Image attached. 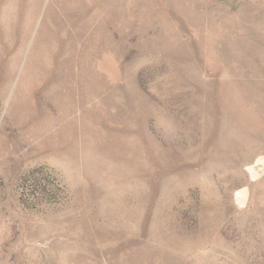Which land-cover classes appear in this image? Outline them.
I'll return each mask as SVG.
<instances>
[{
    "label": "rangeland",
    "instance_id": "1",
    "mask_svg": "<svg viewBox=\"0 0 264 264\" xmlns=\"http://www.w3.org/2000/svg\"><path fill=\"white\" fill-rule=\"evenodd\" d=\"M0 264H264V0H0Z\"/></svg>",
    "mask_w": 264,
    "mask_h": 264
},
{
    "label": "bare ground",
    "instance_id": "2",
    "mask_svg": "<svg viewBox=\"0 0 264 264\" xmlns=\"http://www.w3.org/2000/svg\"><path fill=\"white\" fill-rule=\"evenodd\" d=\"M72 2H73V1H72ZM92 2H93V1H92ZM71 4H72V3H71ZM96 5H97V3H96ZM79 14H80V13H79ZM54 16H55V15H54ZM43 25H44V24H43ZM46 25H47V24H46ZM46 25H45V26H46ZM48 29H49V28H48ZM42 35H43V34H42ZM48 35H49V34H48ZM49 39H50V38H49ZM39 41H40V40H39ZM55 43H56V42H55ZM55 43H54V44H55ZM46 47H47V46H46ZM43 49H44V48H43ZM34 59H35V58H34ZM34 59H33V60H34ZM37 59H38V58H37ZM36 68H37V67H36ZM1 74H2V73H1ZM62 75H63V74H62ZM55 87H56V86H55ZM56 93H57V92H56ZM1 95H2V94H1ZM24 96H25V95H24ZM3 98H4V97H3ZM15 101H16V99H15ZM61 106H62V105H61ZM61 106H60V107H61ZM39 107H40V105H39ZM35 109H36V108H35ZM49 112H50V111H49Z\"/></svg>",
    "mask_w": 264,
    "mask_h": 264
}]
</instances>
